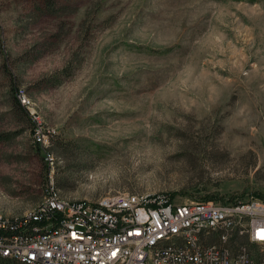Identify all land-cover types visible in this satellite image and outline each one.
Returning <instances> with one entry per match:
<instances>
[{
  "label": "rangeland",
  "instance_id": "rangeland-1",
  "mask_svg": "<svg viewBox=\"0 0 264 264\" xmlns=\"http://www.w3.org/2000/svg\"><path fill=\"white\" fill-rule=\"evenodd\" d=\"M48 1L0 0V214L49 179L71 200L264 201V0Z\"/></svg>",
  "mask_w": 264,
  "mask_h": 264
},
{
  "label": "built area",
  "instance_id": "built-area-1",
  "mask_svg": "<svg viewBox=\"0 0 264 264\" xmlns=\"http://www.w3.org/2000/svg\"><path fill=\"white\" fill-rule=\"evenodd\" d=\"M30 109L32 141L54 169L58 133ZM264 201L181 203L118 193L71 200L49 179L42 201L19 215L0 214V259L15 264H264Z\"/></svg>",
  "mask_w": 264,
  "mask_h": 264
},
{
  "label": "trees",
  "instance_id": "trees-1",
  "mask_svg": "<svg viewBox=\"0 0 264 264\" xmlns=\"http://www.w3.org/2000/svg\"><path fill=\"white\" fill-rule=\"evenodd\" d=\"M48 2H49V4H50V3H53L52 0H49ZM48 8H49V7H48ZM18 107L20 108L19 105H18ZM20 109H21V108H20ZM55 140H56V139H55ZM228 200L233 201L232 199H228ZM209 201H210V200H209ZM199 202H206V201H199ZM0 264H15V263H13V262H11V261H8V260L0 259Z\"/></svg>",
  "mask_w": 264,
  "mask_h": 264
},
{
  "label": "snow or ice",
  "instance_id": "snow-or-ice-1",
  "mask_svg": "<svg viewBox=\"0 0 264 264\" xmlns=\"http://www.w3.org/2000/svg\"><path fill=\"white\" fill-rule=\"evenodd\" d=\"M259 238H260L261 240H264V231H262V232L259 234Z\"/></svg>",
  "mask_w": 264,
  "mask_h": 264
}]
</instances>
